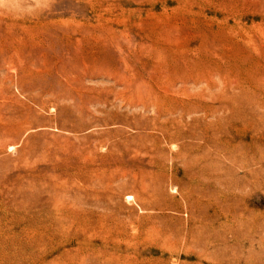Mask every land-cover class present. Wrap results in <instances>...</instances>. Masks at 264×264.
I'll use <instances>...</instances> for the list:
<instances>
[{
    "label": "rangeland",
    "instance_id": "1",
    "mask_svg": "<svg viewBox=\"0 0 264 264\" xmlns=\"http://www.w3.org/2000/svg\"><path fill=\"white\" fill-rule=\"evenodd\" d=\"M0 264H264V0H0Z\"/></svg>",
    "mask_w": 264,
    "mask_h": 264
}]
</instances>
